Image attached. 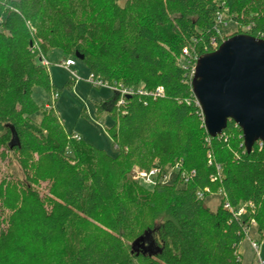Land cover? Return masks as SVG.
I'll use <instances>...</instances> for the list:
<instances>
[{
    "label": "trees",
    "instance_id": "obj_1",
    "mask_svg": "<svg viewBox=\"0 0 264 264\" xmlns=\"http://www.w3.org/2000/svg\"><path fill=\"white\" fill-rule=\"evenodd\" d=\"M220 21L264 41V0H0V161L13 153L25 175L0 182V264H242L250 224L223 205L211 212L204 189L252 204L263 234L264 146L247 153L233 122L211 138L184 68L185 50L196 63L211 38L222 45ZM55 49L134 91L123 106L117 92L95 105L113 120L116 156L70 138L57 112L35 104L36 87L57 94L42 64ZM178 161L171 186L145 192L130 180L133 165L163 175Z\"/></svg>",
    "mask_w": 264,
    "mask_h": 264
},
{
    "label": "rangeland",
    "instance_id": "obj_2",
    "mask_svg": "<svg viewBox=\"0 0 264 264\" xmlns=\"http://www.w3.org/2000/svg\"><path fill=\"white\" fill-rule=\"evenodd\" d=\"M79 2V0H77ZM124 1L121 3L123 5ZM221 40L225 41L226 38H230L237 33V27L233 23L221 27ZM73 57L66 55L59 49L51 50L48 54L47 61L49 64L48 71L50 74V80L55 87L56 93H47L44 89L34 88L33 90V100L38 107L46 106V108L53 109L55 113L57 112L60 120L65 124L66 131L70 138L74 139L75 135H78L84 144L90 145L93 148L98 150H103L110 156H116L118 149L115 147L108 130L113 126V120L110 118L109 114H96V104H99L102 101L109 100L113 97L115 88H122L120 84H109V81H103L109 85V87H99L95 88L89 81V70L86 64H83L82 61L76 60V67H73L71 70L76 73V77L71 75V72L63 68L62 63L64 61L70 60ZM46 66V65H45ZM74 80L75 83L70 87L67 86L70 80ZM44 109V108H43ZM35 122L39 126L43 124L42 115L36 113L32 116ZM204 118V116H203ZM202 127V126H201ZM69 138V139H70ZM75 140V139H74ZM80 142V141H79ZM211 155V152H208V155ZM212 156V155H211ZM213 157V156H212ZM41 155L39 153L34 154V160L36 162L40 161ZM72 160V159H71ZM209 160V156H208ZM159 161H156L155 164L158 165ZM71 164H74L71 162ZM182 161L176 162L173 168H167V180L162 178L163 175H159L157 182L162 183L166 186H171L175 180L176 175L178 174L175 167L182 166ZM216 167V163L214 164ZM152 170V169H151ZM147 172V170L141 169L138 165H133L131 172H129L130 180L138 184L139 187L144 189V191L153 192L155 186L147 185V181L141 180L139 177L140 172ZM150 171V170H149ZM181 176V174H180ZM162 180L160 181V179ZM7 180H23L25 181V175L21 168V165L18 164L17 157L13 153L9 157L5 158L4 161H0V182ZM182 182L184 179L181 176ZM50 180L40 181L36 185V188L39 189L41 196L48 197L52 196ZM177 186L180 188L186 187L183 183H177ZM187 188V187H186ZM205 205L211 211L216 213V210L223 205L225 209V204L229 203L227 197H225L222 189L218 190L215 193L210 191V188H205ZM246 204H240L237 207H233L235 210L243 209ZM247 215L241 217V222H248L251 227L248 232V237H245V240L240 246L239 252L242 264H259L260 257L264 260V233L258 234V226L255 220L252 217L254 212L251 207H248ZM162 218L159 220V223ZM254 224H253V223ZM247 225V224H246ZM105 229V228H104ZM262 236V237H261ZM252 242L259 244L260 257L257 256V253L252 248ZM57 248L56 250H58Z\"/></svg>",
    "mask_w": 264,
    "mask_h": 264
},
{
    "label": "water",
    "instance_id": "obj_3",
    "mask_svg": "<svg viewBox=\"0 0 264 264\" xmlns=\"http://www.w3.org/2000/svg\"><path fill=\"white\" fill-rule=\"evenodd\" d=\"M198 59L192 87L205 129L215 138L235 123L251 153L264 143V41L237 34Z\"/></svg>",
    "mask_w": 264,
    "mask_h": 264
},
{
    "label": "built area",
    "instance_id": "obj_4",
    "mask_svg": "<svg viewBox=\"0 0 264 264\" xmlns=\"http://www.w3.org/2000/svg\"><path fill=\"white\" fill-rule=\"evenodd\" d=\"M221 18H222V16L220 17V20H221ZM220 24L221 25L216 29V31H217L216 33H217L218 36H221V31H222L221 30V27L226 25V24L224 25L222 21H220ZM219 48H220L219 41H218L217 37L214 36L209 41V46L206 48L205 54H209L210 52H215ZM184 55L187 56L188 57V60H189L186 64H184V68L188 72L189 77L191 79H194L195 76H196L195 70H196V65H197L198 60H197L196 63H194L195 62V59H193L192 57H190V54H189V51L188 50H185L184 51ZM42 64L47 66L49 63L47 61H43V59H42ZM62 65H63L62 66L63 68H65L66 70H68V71L71 72V75L73 77H76V73L71 70L73 67H76L77 66L76 65V60L74 58H72L70 60H67V61H64L62 63ZM88 78H89L90 83L95 88H99V87H109V85L107 83L103 82L102 80H97L92 74H90ZM115 91H118L119 94H120V100L118 101V104H117L119 106L125 105V98L127 96H131L132 94H134V91L133 90H129V89L126 90V89H122V88H119V87L117 89L115 88ZM143 94H148V93L147 92H143ZM164 94H165V90L162 87H158V88H156L155 92L150 93V96H152L155 99V98L163 97ZM197 104L200 107L199 101H198ZM75 138L76 139H80L78 137V135H75ZM258 144H259L260 147H263L264 146V143L261 142V141L258 142ZM208 156H209V165L212 166L213 165V157L210 154ZM215 168L217 170V175L211 179L212 182H215V180L217 178H220L221 172H222L220 165L217 164ZM175 169L179 170L178 167H175ZM139 174H140L139 177L141 178V180H143V181L146 180L148 182L147 185H149V186H155V184L157 182V179H158V177L160 175V170L153 168L150 171L140 172ZM181 176L184 179V183L187 184V182L190 179H192L193 177L196 176V171H193L191 173H183ZM162 178H164L165 180L168 179L165 174H164V176ZM162 178L160 179V181L162 180ZM198 197L200 199H202L204 197V193L203 192L198 193ZM248 207H251L252 208V204H246L243 209H237V210H235L232 207L231 204H229V203L225 204V210L231 212L233 214V216L237 220H239L240 222H241V217L247 215L248 212L250 211V210H248ZM250 228H251L250 226L247 227V229L245 231L247 237H248V232H249V229ZM252 248L257 253V256L260 257L259 244L255 243V242H252ZM258 263L259 264H264V260L260 257Z\"/></svg>",
    "mask_w": 264,
    "mask_h": 264
}]
</instances>
